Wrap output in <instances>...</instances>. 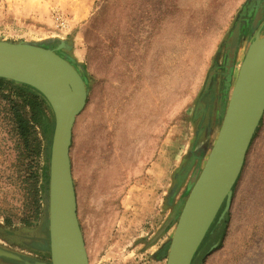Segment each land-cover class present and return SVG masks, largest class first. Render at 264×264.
<instances>
[{
    "label": "rangeland",
    "instance_id": "obj_1",
    "mask_svg": "<svg viewBox=\"0 0 264 264\" xmlns=\"http://www.w3.org/2000/svg\"><path fill=\"white\" fill-rule=\"evenodd\" d=\"M253 1L0 0L1 41L50 49L64 41L60 55L86 83L70 157L90 264H167L248 46L264 36L263 8L260 22L245 29L251 36L233 48L222 83L235 27ZM43 132L37 125L25 143L0 95V248L49 261L43 174L49 176L52 139ZM35 213L39 220L25 226ZM39 244L44 253L34 250ZM200 256L196 264H264V115L230 211ZM6 260L0 264H12Z\"/></svg>",
    "mask_w": 264,
    "mask_h": 264
},
{
    "label": "water",
    "instance_id": "obj_2",
    "mask_svg": "<svg viewBox=\"0 0 264 264\" xmlns=\"http://www.w3.org/2000/svg\"><path fill=\"white\" fill-rule=\"evenodd\" d=\"M238 38L236 30L232 49ZM65 46L64 41L50 49L0 40V78L37 90L54 115L48 191L51 264H90L70 157L73 129L86 106L88 90L81 72L60 55ZM263 115L264 36L257 33L241 63L216 141L179 216L167 264H192L221 209L217 223L229 213L234 186ZM0 258L21 261L2 248Z\"/></svg>",
    "mask_w": 264,
    "mask_h": 264
},
{
    "label": "trees",
    "instance_id": "obj_3",
    "mask_svg": "<svg viewBox=\"0 0 264 264\" xmlns=\"http://www.w3.org/2000/svg\"><path fill=\"white\" fill-rule=\"evenodd\" d=\"M0 95L3 96L4 99L8 100L12 105V111L18 125V132L25 143L29 141L32 135L31 131H35L37 125L43 129L45 136L50 139L53 138L55 127L54 115L47 100L37 90L24 84H19L0 78ZM35 151H37L36 146ZM38 155H41V153L39 154L38 152ZM33 176L36 180L35 184H38L40 181V175L35 173ZM48 178L49 176L47 174H43V180H48ZM46 186L48 185L41 187L42 191L46 189ZM36 192H38L37 189H35V197L38 196ZM223 209L224 207L221 209L208 234H210L216 227L218 218L220 217ZM32 220H34V222L25 221L26 223H24V225L29 227L33 226L39 220L38 213H35V215L32 217ZM226 223L227 220L221 225V230H224ZM206 240L207 237L195 255L192 264H196L197 261L202 257L200 256V252L205 245Z\"/></svg>",
    "mask_w": 264,
    "mask_h": 264
},
{
    "label": "flooded vegetation",
    "instance_id": "obj_4",
    "mask_svg": "<svg viewBox=\"0 0 264 264\" xmlns=\"http://www.w3.org/2000/svg\"><path fill=\"white\" fill-rule=\"evenodd\" d=\"M263 8H264V0H256V3L254 6L252 4L251 7L247 8V12L245 13V15H243L240 18V21H238V24L235 27V31L237 30V28L239 29V38H238L237 44L239 43V41L241 42L242 39L247 40L251 36L250 32L247 34L245 29L250 28V31H251V29H253V25L255 26L260 22L261 19L259 20L258 18H259V15L261 14V12L263 11ZM235 49L231 48V50H229V52L227 54V58L225 59V68H223V69L225 70L226 73L223 74V82L222 83H224L228 77V73H229L228 71L230 69L229 63H230V60H232L235 56V52H236ZM223 93H224L223 90L220 91L221 96L223 95ZM49 245H50V239H49ZM49 245H48V250H50ZM45 248L46 247H44L42 244H39V245H36L34 250L39 252V254H41V253H44V251H46ZM18 256H20V255H18ZM20 257H21V262H12L9 260H6V261H8L12 264H34L35 261H39V262L45 263V264H51V259L48 261L47 258H44L43 256H39L38 254H36V259L29 258V257H23V256H20Z\"/></svg>",
    "mask_w": 264,
    "mask_h": 264
},
{
    "label": "bare ground",
    "instance_id": "obj_5",
    "mask_svg": "<svg viewBox=\"0 0 264 264\" xmlns=\"http://www.w3.org/2000/svg\"><path fill=\"white\" fill-rule=\"evenodd\" d=\"M237 33H238V35H239V30L237 29Z\"/></svg>",
    "mask_w": 264,
    "mask_h": 264
}]
</instances>
